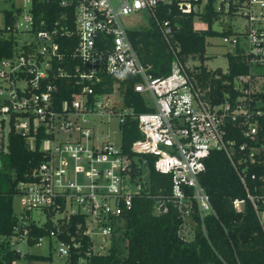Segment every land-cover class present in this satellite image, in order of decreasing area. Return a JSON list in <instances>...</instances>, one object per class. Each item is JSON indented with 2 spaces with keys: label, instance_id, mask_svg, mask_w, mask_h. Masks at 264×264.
I'll return each mask as SVG.
<instances>
[{
  "label": "built area",
  "instance_id": "built-area-1",
  "mask_svg": "<svg viewBox=\"0 0 264 264\" xmlns=\"http://www.w3.org/2000/svg\"><path fill=\"white\" fill-rule=\"evenodd\" d=\"M49 3L74 8L75 29L63 24L68 12L55 20L52 29L46 28L51 20L43 15L38 20L36 6ZM10 9L15 19L6 23L3 15L0 39H13L19 49L0 57V155L10 151L12 133L26 138L32 149L40 144L44 155L28 179L18 184L25 211L18 216L15 234L8 239L21 257L25 253L17 245L30 244L29 225L44 226L50 219L56 229L39 237L34 245L55 238L59 254L67 260L78 252V264L87 263L95 254L109 253L118 237V225L124 224L134 197L151 189L149 158H153L156 171L171 177L167 200L179 208L186 220L182 232L188 234L195 227L188 222L192 219L189 201L196 200L202 217L215 212L200 182L205 159L212 150H224L238 169L234 161L237 142L227 138L228 123L244 116L245 134L254 137L259 129L257 118L264 116V99L252 95L264 92V87L260 89L253 81L260 76L255 68L264 67V0H24L23 5ZM175 9L206 20L212 29L219 24L220 32L226 33L221 35L223 43L243 50L251 69L250 74L236 79L237 87L243 91L236 99L212 102L205 96L194 75L200 72L201 62L194 58L183 60L180 54ZM133 15H146V26L153 23L168 43L173 54L170 73L157 76L152 66L141 59L125 23L126 17ZM27 33L36 38L21 41V34ZM70 35L78 40L73 56L82 64L74 71L81 91L74 94L71 103L58 96V80L73 77V73L61 65L64 55L56 40L57 36ZM55 59L60 63L58 67H54ZM110 76L136 78L135 91L154 110L133 114V109L125 105L119 80L112 83L111 91L95 93L97 86H108L105 78ZM90 95L94 96L92 100ZM96 115L102 122L105 115L116 116L120 125L127 115H132L142 138L126 152L122 142L117 146L105 135L95 133L90 116ZM245 148L246 144H242L240 150ZM145 171L148 181L144 180ZM244 174L239 171L246 185ZM132 184H136V190L131 189ZM164 197L163 192L157 194L154 213L170 210ZM249 197L264 229V209L257 208L251 194ZM243 203L241 199L234 201L238 210ZM33 211H39L45 221L33 219L27 223ZM76 216L79 219L74 222ZM61 233L69 238L60 239ZM81 237L89 241L84 254ZM5 239L0 236V243Z\"/></svg>",
  "mask_w": 264,
  "mask_h": 264
},
{
  "label": "trees",
  "instance_id": "trees-1",
  "mask_svg": "<svg viewBox=\"0 0 264 264\" xmlns=\"http://www.w3.org/2000/svg\"><path fill=\"white\" fill-rule=\"evenodd\" d=\"M36 7L38 20L42 19V15L48 21L51 20L46 28L52 29L55 20L60 18L63 12H68L69 16L63 24L71 30L75 29L74 8H65L57 3L39 4ZM3 15L9 24L15 19L13 9H4ZM162 16L166 17L164 13ZM174 18L179 23L176 41L181 46L180 54L183 60L194 58L201 62L200 72L194 75L205 91V96L212 102L224 101L226 98L236 99L243 93L237 87L236 79L250 74L251 69L243 50L235 48L227 53V71L220 67L210 69L205 64L210 58L207 54V37L226 33L212 29L211 25L205 30H196L195 16L182 14L178 9L174 10ZM129 35L141 59L145 64L152 66L151 71L155 75L170 73L172 51L153 23L143 28L131 29ZM56 40L60 45V52L64 55L61 65L73 73V77L64 76L58 80V96L71 103L74 94L81 91V86L76 84L74 76L77 65H82L80 59L73 56L78 40L75 35L57 36ZM14 49L19 47L14 44L13 39H0V57L10 55ZM53 62L54 67L60 65L57 59ZM255 70L258 72L257 67ZM118 80L122 84L125 105L133 109V114L154 110L147 104L144 96L135 91L134 84L137 79L134 77H106L108 86H97L95 93L111 91L112 83ZM248 85L246 83L245 87ZM252 95L255 99H264V92ZM92 98L94 96L90 95L91 100ZM244 119V116H241L236 122L230 121L227 126V138L237 142L234 146V161L238 169L224 150L216 149L205 159L206 169L200 175V182L209 193L215 212L202 217L196 200L189 201L192 206L191 218L196 225L188 234L182 232L186 220L179 208L167 200L171 177L156 171L153 158H149L150 191L134 197L132 208L124 215V224L118 225V237L110 252L95 254L85 264H264V229L254 202L249 197L251 194L257 208L264 209V116L257 118L259 129L254 137L245 134L247 124ZM120 126L123 149L130 152L134 141L142 138L137 120L134 116L127 115ZM242 144H246L244 150H240ZM0 159V236L6 238L0 243V264H14L21 258V254L10 246L8 239L15 234V226L18 223L13 199L18 194L19 182L28 179L32 170L43 161L44 155L40 144L32 149L26 138L12 133L10 151L0 155ZM239 171L245 173L246 185ZM159 192L164 193L165 201L171 206L168 212L162 214L154 213L155 198ZM236 199L244 200L241 210L236 209L234 205ZM73 219L75 222L79 216ZM29 227V243L34 245L39 237L50 234L57 225L50 219L44 226L31 224ZM72 231L80 238V233L75 229ZM59 237L64 240L69 238L64 233ZM81 240V254H84L89 241L86 237H81ZM78 255L75 251L66 263L78 264ZM24 256L30 259L52 258L51 255L31 253H25Z\"/></svg>",
  "mask_w": 264,
  "mask_h": 264
},
{
  "label": "rangeland",
  "instance_id": "rangeland-1",
  "mask_svg": "<svg viewBox=\"0 0 264 264\" xmlns=\"http://www.w3.org/2000/svg\"><path fill=\"white\" fill-rule=\"evenodd\" d=\"M24 0H0V24H2L3 10L10 9L12 7H18L19 5H23ZM28 11V8H25V13ZM23 18V17H22ZM148 17L145 15L143 18H139V15L127 16L125 19L126 26L130 29H138L143 28L147 25ZM194 27L196 30H205L209 27V24L206 20H201L195 18ZM214 29L220 31L221 27L219 24L213 25ZM36 38L35 34L27 33L21 34V41L27 39L31 40ZM234 48L231 45L224 44L221 35L209 36L207 37V54L209 55V59L206 61V66L210 69H216L218 67L222 68L224 71L228 69V58L227 53L233 51ZM1 66V62H0ZM257 70L260 76H257L253 81L256 86L260 89L264 87V67H257ZM256 81V82H255ZM0 81V85H1ZM148 102L152 103V99L148 97ZM90 119L95 127V133L102 137L106 136L109 138L111 142L115 145L120 146L122 142V130L119 124V118L109 117L108 115L104 116V121L101 120L100 115L90 116ZM1 160V159H0ZM144 180L149 179L148 172H144ZM127 183V182H126ZM128 184V183H127ZM132 190H136V184L131 185ZM13 207L15 213L19 216H23L24 206L21 203V196L16 194L13 199ZM37 220L38 222H44L45 217L40 214L39 211H33L32 217L27 219L26 222L29 223L31 220ZM189 225H196V223L192 219H188ZM59 243L55 238H46L44 239L40 245H31L28 243H19L17 247L22 251V253H31V254H41L44 256L51 255L52 258H40V259H30L29 257L23 256L17 260V264H67L66 256L60 255L58 252Z\"/></svg>",
  "mask_w": 264,
  "mask_h": 264
},
{
  "label": "water",
  "instance_id": "water-1",
  "mask_svg": "<svg viewBox=\"0 0 264 264\" xmlns=\"http://www.w3.org/2000/svg\"><path fill=\"white\" fill-rule=\"evenodd\" d=\"M2 167V162H1V160H0V168Z\"/></svg>",
  "mask_w": 264,
  "mask_h": 264
}]
</instances>
